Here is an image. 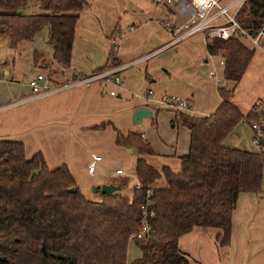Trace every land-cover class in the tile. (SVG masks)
<instances>
[{"label": "crops", "instance_id": "crops-1", "mask_svg": "<svg viewBox=\"0 0 264 264\" xmlns=\"http://www.w3.org/2000/svg\"><path fill=\"white\" fill-rule=\"evenodd\" d=\"M84 1L89 7L79 15L65 76L77 80L106 66L105 69L118 70L121 85L112 87L96 81L38 97L32 94L29 83L38 75H48L51 69L63 68L52 60L51 46L48 44L45 52L34 50L41 54L37 58L45 62L35 64L32 57V66L23 73L18 60H10L5 52L0 56V141L21 143L27 160L40 153L50 171L66 166L81 194L88 201H97L99 192L93 193L94 188L126 180L125 189H129L121 165L130 161L136 151L116 146V132L124 136L129 132L139 134L154 151L153 156L143 157L146 163L158 171L168 168L178 173L180 159L188 152L190 135L176 116L179 112L164 106L161 99L168 95L187 100L191 109L183 114L202 118L213 114L220 105L218 88L233 86L224 82V65L219 56L208 53V41L202 33L177 41L179 34L165 28L164 23L180 27L184 22L171 8L155 6L147 0ZM224 20L219 18L218 22ZM111 40H117L118 50L112 58L116 64L110 67ZM253 49L233 96L234 105L245 116L256 101L264 103V49ZM21 77L29 80L20 82ZM251 80L261 82L242 99L240 86ZM108 89L109 93L115 91V96L108 95ZM158 99L160 107L156 106ZM137 109H147L151 116L133 123L132 114ZM140 125L148 129L141 130ZM237 129L223 146L253 153L243 148ZM248 137L250 144V134ZM93 156L100 160L89 173ZM108 164L115 170L106 171ZM118 170L122 173L116 174ZM132 177L130 196L139 183L134 170ZM165 187L164 179L151 186ZM217 234L215 229L194 228L179 238L178 248L189 264H264V174L260 194L241 193L237 197L229 245L218 247Z\"/></svg>", "mask_w": 264, "mask_h": 264}, {"label": "trees", "instance_id": "trees-1", "mask_svg": "<svg viewBox=\"0 0 264 264\" xmlns=\"http://www.w3.org/2000/svg\"><path fill=\"white\" fill-rule=\"evenodd\" d=\"M88 7L84 0H0V38L15 50L46 28L52 60L67 68L79 15ZM235 19L255 38L264 22V0L244 1ZM207 51L224 62V82L233 87L218 88L221 103L207 117L176 114L190 135L178 173L150 167L143 157L154 151L139 134L116 132V146L138 156L134 173L140 188L129 198L114 193L88 201L66 166L50 171L40 153L27 160L21 143L0 141V264H127L131 242L140 251L131 264H189L178 240L194 228L215 229L217 246L229 245L237 197L260 194L264 174L254 153L223 146L248 116L234 105L233 96L254 49L236 34L207 43ZM40 56L33 52V62ZM160 179L166 187L151 188ZM112 185L127 186L126 180ZM146 200L153 214L150 233L142 241H130L142 227Z\"/></svg>", "mask_w": 264, "mask_h": 264}, {"label": "built area", "instance_id": "built-area-1", "mask_svg": "<svg viewBox=\"0 0 264 264\" xmlns=\"http://www.w3.org/2000/svg\"><path fill=\"white\" fill-rule=\"evenodd\" d=\"M155 6H167L175 13L179 14L184 22L180 27L170 26L164 23L165 28L171 33L179 34L177 41L190 37L196 33H202L208 43L215 39L227 41L239 34L246 41L250 42L253 46L258 47L260 41L264 40V22L255 38H250L236 22V14L246 0H234L227 5H220L219 0H147ZM233 10L232 15L229 14ZM224 18L223 23H219L218 19ZM118 42L111 40L110 59L117 53ZM220 64L224 62L220 59ZM111 67V64H110ZM102 81L104 85H112L118 87L121 85V78L118 76V70L106 68L103 71L91 74L89 76L79 77L77 80L67 79L64 73V68L59 71L50 70L48 75H38L34 80L29 83V88L33 95L38 97H47L49 95L62 92L78 85H89L92 82ZM110 96H115L114 92L109 93ZM164 106L169 107L171 110L179 113L189 112L191 107L189 102L184 99L176 97L164 96L161 99ZM248 129L250 133V145L253 147V153L260 159L264 171V103L256 101L252 106L248 116L245 117L241 124ZM100 160L99 156H93L92 162L88 167V172L93 173L95 164ZM121 170L116 171V174H121ZM137 189L140 184L137 183ZM150 190L146 192L148 197ZM150 203L145 201L142 206V227L139 232L131 235L130 241H142L150 233V226L148 223L149 218L152 217V212L149 211Z\"/></svg>", "mask_w": 264, "mask_h": 264}, {"label": "rangeland", "instance_id": "rangeland-1", "mask_svg": "<svg viewBox=\"0 0 264 264\" xmlns=\"http://www.w3.org/2000/svg\"><path fill=\"white\" fill-rule=\"evenodd\" d=\"M230 2H234V0H219V4L224 6L227 5ZM85 11V10H84ZM41 13H44V11H40ZM233 11H230L229 14L232 15ZM47 35V31L46 28L42 29L39 33H37L34 37V39L31 42H23L20 43L16 49L17 52L11 50L9 48V40L7 38H1L0 39V56L3 55V53H8V55L10 56V60H12V58H15L18 60L17 66H19L21 68V73H23L24 71H27L29 69V65L32 66L31 61H32V57H33V51L34 50H45L47 49V47L49 46L47 43V39H46ZM48 45V46H47ZM247 45H249L250 47H254L255 49L257 48H261L264 49V41H260L258 44V47L253 46L251 43L247 42ZM10 49V50H8ZM19 58V59H18ZM45 60L43 58H37L36 61H34L35 64H44ZM114 61H111V66H113ZM45 73V70H42ZM59 71V70H58ZM27 76H31L27 73ZM33 77L36 76V73H34V75H32ZM27 79H23V77H21L19 80L20 82H25V80H29V77H25ZM261 82V81H259ZM258 80L254 81L251 80L250 82H245L243 81L241 86H240V90H239V96L244 99L247 95H249L255 87V84L257 85ZM110 87V86H108ZM113 87V86H112ZM114 94H116L115 91H113ZM107 94L109 95V89L107 90ZM152 95V94H150ZM168 96V95H166ZM260 101V100H259ZM156 106H159V99L156 102ZM139 128L141 130H147L148 127L144 126V125H140ZM237 130L235 133H237L239 139L242 141L243 144V148H247V150H251L254 151L253 147L249 144V131L241 126H237ZM241 131V132H239ZM136 153V152H135ZM137 157V153L133 154V156L131 157L130 161L125 162L123 165H121V169L124 170V177L128 179V190L124 189L122 190L121 193H118L120 196L123 197H130V191L134 185V180H133V170H134V163H135V159ZM113 165L108 164L105 168L106 171H113L115 169H113ZM116 168V167H114ZM136 185V184H135ZM97 197H100V194H97ZM140 257V251L139 249L135 246V244L133 242H131L129 244V248H128V253H127V263L131 264L134 260H136L137 258Z\"/></svg>", "mask_w": 264, "mask_h": 264}, {"label": "water", "instance_id": "water-1", "mask_svg": "<svg viewBox=\"0 0 264 264\" xmlns=\"http://www.w3.org/2000/svg\"><path fill=\"white\" fill-rule=\"evenodd\" d=\"M151 116V112L147 109H137L132 114V122L136 123L137 121H141L144 117ZM130 152V150H128ZM120 189L119 187H115L113 185H103L100 187V189H92L93 193L99 192L101 195H110L118 192ZM71 192H74V190H71ZM42 252H44V248H42ZM53 257L58 258L57 254H51Z\"/></svg>", "mask_w": 264, "mask_h": 264}]
</instances>
